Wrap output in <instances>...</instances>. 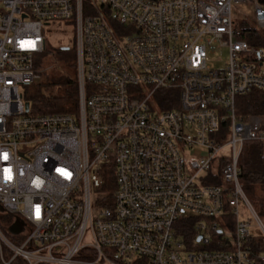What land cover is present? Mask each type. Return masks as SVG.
Instances as JSON below:
<instances>
[{"label": "built area", "instance_id": "2783aa9c", "mask_svg": "<svg viewBox=\"0 0 264 264\" xmlns=\"http://www.w3.org/2000/svg\"><path fill=\"white\" fill-rule=\"evenodd\" d=\"M238 2L264 28L258 0H0V264H264L240 168L248 145L264 163V115L237 111L264 94V48L239 38ZM56 23L78 109L32 114L21 88Z\"/></svg>", "mask_w": 264, "mask_h": 264}, {"label": "trees", "instance_id": "16d2710c", "mask_svg": "<svg viewBox=\"0 0 264 264\" xmlns=\"http://www.w3.org/2000/svg\"><path fill=\"white\" fill-rule=\"evenodd\" d=\"M264 7V0H258ZM236 30L240 32V39L245 40L253 47L264 48V35L256 28L247 25H235ZM73 51H59V54L65 56L67 62L72 61L71 72L60 66L61 74L47 79L45 88L36 87L27 95L26 101L31 105L32 114H59L75 113L78 109L79 87L77 82L76 54L70 57ZM48 49L36 59V67L41 72V68L55 64L54 58L48 60L45 57ZM53 67V66H52ZM57 68V67H56ZM44 73L41 72V77ZM173 94L163 97V101L172 100ZM238 114L247 115H264V94L255 92L238 99ZM240 168L243 172L242 183L249 199L257 206L259 216L264 214V163L259 159L258 149L253 145L245 148L241 159ZM245 170L251 171V174H245ZM261 177L257 179L256 177ZM4 230L6 227L3 225ZM180 235L185 242L191 243L195 237V220L186 218L178 225Z\"/></svg>", "mask_w": 264, "mask_h": 264}, {"label": "rangeland", "instance_id": "374dc122", "mask_svg": "<svg viewBox=\"0 0 264 264\" xmlns=\"http://www.w3.org/2000/svg\"><path fill=\"white\" fill-rule=\"evenodd\" d=\"M252 6H253L252 2H238L233 4L232 11H233V18L236 23L235 25L241 26L244 23H246L247 25L258 29L264 35V28H261L259 24L256 22ZM45 33H46L47 49H48V53L45 57H47L48 60L54 58L55 64L51 66H47L45 68H41V72L44 73V75L39 80H36L32 85L21 88L22 92H25L26 95H28V93L36 87L41 86L42 88H45V84L47 83L48 78L53 76H59L61 74L60 72L61 69L59 68L60 66L64 69V71L68 70L71 72L70 65L73 62L72 61L67 62L64 59L65 56L59 54V51H61L63 47L70 48L73 51L70 57L72 58L74 57L73 53L76 54L75 32L69 25L56 23L49 27H46ZM221 52H222L221 55L219 54L218 57H216V59L220 58L219 59L220 61L214 63L215 67H222L228 59L227 51L223 50ZM196 150L199 151V149ZM248 218L253 222V224H257L254 217L253 218L248 217ZM260 219H261V223L264 225V214L260 215ZM253 232L255 234H261L257 229H254Z\"/></svg>", "mask_w": 264, "mask_h": 264}, {"label": "water", "instance_id": "95a60500", "mask_svg": "<svg viewBox=\"0 0 264 264\" xmlns=\"http://www.w3.org/2000/svg\"><path fill=\"white\" fill-rule=\"evenodd\" d=\"M61 50H63V51H68L69 50V48H62ZM29 106H30V103H26V110L28 111V109H29ZM10 233L11 234H17L18 233V229H16V228H12V229H10ZM201 239V237H199L198 238V240H200Z\"/></svg>", "mask_w": 264, "mask_h": 264}, {"label": "crops", "instance_id": "0c3cea01", "mask_svg": "<svg viewBox=\"0 0 264 264\" xmlns=\"http://www.w3.org/2000/svg\"><path fill=\"white\" fill-rule=\"evenodd\" d=\"M244 173H245L246 175H247V174L249 175V174H251V171H247V170H245V172H244ZM252 174H253V173H252ZM252 174H251V175H252ZM256 178H257V179H259V178H260V180H261V177H259V176H258V177H256Z\"/></svg>", "mask_w": 264, "mask_h": 264}]
</instances>
